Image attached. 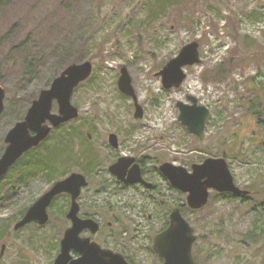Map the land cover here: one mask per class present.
I'll return each mask as SVG.
<instances>
[{
    "label": "rangeland",
    "instance_id": "rangeland-1",
    "mask_svg": "<svg viewBox=\"0 0 264 264\" xmlns=\"http://www.w3.org/2000/svg\"><path fill=\"white\" fill-rule=\"evenodd\" d=\"M193 41L200 44L201 62L186 67L180 87L164 88L156 73ZM86 60L93 72L72 96L80 115L45 140H64L63 159L53 162L62 152L55 145L45 161L52 174L31 175L30 169L40 168V145L24 162L29 173L14 166L3 180L0 252L3 244L6 251L0 264H53L54 229L15 231L20 208L50 188L53 175L88 172L91 188L98 187L90 164L107 167L121 155L146 157L150 168L170 161L189 170L209 157H226L239 186L251 195L212 192L206 206L188 212L198 235L197 261L264 264V0H10L0 6V84L6 89L0 157L7 133L40 92L68 65ZM122 66L143 106L140 118L133 97L119 88ZM189 94L210 110L202 139L179 120L177 102ZM53 111L58 112L56 103ZM111 132L119 135L118 150L108 148Z\"/></svg>",
    "mask_w": 264,
    "mask_h": 264
},
{
    "label": "water",
    "instance_id": "water-1",
    "mask_svg": "<svg viewBox=\"0 0 264 264\" xmlns=\"http://www.w3.org/2000/svg\"><path fill=\"white\" fill-rule=\"evenodd\" d=\"M199 42L193 41L180 50L179 54L169 60L167 64L156 73L162 77L164 88L172 89L180 87L187 73V66L201 62ZM93 72L91 61L72 63L58 75L51 85L43 89L38 98L34 99L24 119L18 121L9 130L6 136L7 147L0 157V178L31 148L38 146L51 133L53 128L77 118L79 108L72 102L75 89L87 80ZM119 88L122 92L133 97L135 101V117L143 116V106L139 103L135 89L132 85L131 75L126 66L121 68ZM189 102L178 101L180 109L179 120L187 126L188 130L199 138L205 135L206 120L210 110L199 105L196 96L189 94ZM6 89L0 84V115L5 110ZM58 105V112L53 111L54 104ZM110 143L117 147L118 137L116 133L109 135ZM135 160L134 157H121L110 167L112 173L122 178L126 168ZM161 171L170 180L171 184L188 193V204L194 209L206 206L210 199L211 190L218 192H231L234 195L246 196L249 190L239 187L235 183L233 172L225 157H209L202 163L192 165L190 171L182 165L164 162L160 166ZM139 173V166L131 170L132 175L127 181H135L133 175ZM88 184L86 176L79 172H73L56 181L50 189L31 205L26 214L16 224L19 229L28 223L37 222L43 224L49 219L48 207L52 199L59 194L76 190L77 196L82 187ZM96 229L97 223L92 219L76 223L74 229H68L62 241L63 251L56 259L55 264H66L68 250L71 245L70 238L82 228ZM95 227V228H94ZM195 227L185 219L180 210L175 208L171 216V225L157 239L155 248L165 258L163 264H197L193 256V245L196 240ZM81 243L84 244V241ZM6 244H3L0 259L4 255ZM88 257H84L85 261Z\"/></svg>",
    "mask_w": 264,
    "mask_h": 264
},
{
    "label": "flooded vegetation",
    "instance_id": "flooded-vegetation-1",
    "mask_svg": "<svg viewBox=\"0 0 264 264\" xmlns=\"http://www.w3.org/2000/svg\"><path fill=\"white\" fill-rule=\"evenodd\" d=\"M88 136L90 138L91 134L88 133ZM117 137L118 146L115 147L110 143L108 136V148L120 149L122 143L118 134ZM121 157L135 158L124 171L125 175L122 178L110 170V167ZM145 158L121 155L115 157L108 163L107 167L103 168H100L99 163H91V171L100 178L96 188H91L92 178L90 173L72 171L71 173L84 174L88 180V184L81 188L79 194L75 196L76 190H72L68 193L56 195L48 207L49 219L47 222L43 224L31 222L19 229H15L14 225V230L19 231L27 226L36 229L46 227L54 229L52 251L55 255L53 261V264H55L56 259L63 251L62 241L66 231L74 229L76 223H80V221L92 219L97 223L96 229L85 227L78 233V238L75 234L71 236L66 264H163L165 258L155 248L156 239L171 225V216L174 209L178 208L182 216L191 225L193 223L189 220L188 212H196L200 209L190 207L188 193L173 186L161 171L160 166L164 162L170 161H164L158 166L150 168L146 165ZM135 165L139 166V173L133 175L137 179L127 181L132 176L130 175L131 170ZM156 176H158V179ZM235 182L239 186L236 178ZM49 189L32 198V201L25 207L21 218L26 214L29 207ZM249 191L250 193L246 196H238L247 199L251 195V190ZM212 192L237 196L231 192H218L215 189L211 190V194ZM63 198L65 199L64 207L58 209ZM7 232H11L9 227H7ZM195 234L197 238L193 245V256L196 263L199 264L195 254L196 242L198 241L196 227ZM82 241H84V244L81 243ZM86 256L88 259L83 261L82 259Z\"/></svg>",
    "mask_w": 264,
    "mask_h": 264
},
{
    "label": "trees",
    "instance_id": "trees-1",
    "mask_svg": "<svg viewBox=\"0 0 264 264\" xmlns=\"http://www.w3.org/2000/svg\"><path fill=\"white\" fill-rule=\"evenodd\" d=\"M9 2H10V0H0V6H6V5H8L9 4ZM10 34V33H9ZM9 37V35L7 36V38ZM26 42V41H25ZM24 43V42H23ZM23 43H22V45H23ZM25 44V43H24ZM20 47V46H19ZM68 59V58H67ZM79 57H76L74 60H72L73 62L74 61H79ZM64 62L66 63V62H69V61H67V60H64ZM63 66V65H62ZM60 140H58V142H57V144H53V145H47V143H46V141H44L41 145H45V148H44V152H42V151H39L38 153H37V157H36V164H38L39 166H40V168L39 169H35V170H33V169H30V173H31V175H33L37 170H42L43 172H46V173H48V171H49V166L51 165V163L50 164H48V162H45V161H47V156H50L52 153H53V151H55V150H53V148L52 147H54L55 145H58L59 146V148H61V150L63 149V147H60L61 146V144L62 143H64V140H61L60 142H59ZM66 147V146H65ZM58 148V147H57ZM35 150H37V148H32L31 150H29L28 152H26V154L14 165L15 167H19L20 168V171H22V173H23V175H26L27 173H29V172H24V167L26 166V164L27 163H24L25 162V160H26V158L29 156V155H31L32 153H34L35 152ZM73 149H71L70 151H69V156H67L68 158L71 156V151H72ZM65 153L66 152H64L63 150H62V152L60 151V152H58V154H56L57 156H59V157H57V156H55L57 159H55V157H53V162H55V161H59L60 159H63V156L62 155H64L65 156ZM59 159V160H58ZM52 162V163H53ZM83 162H84V158H83ZM13 166V167H14ZM49 174V173H48ZM52 174V173H51ZM51 174H49V175H51ZM6 176H7V174H5L3 177H1L0 178V199H1V193H3L4 192V190L6 189V194H7V183H3V180H4V178H6ZM28 176H30V174L28 175ZM55 177V178H54ZM57 175H53V176H51L50 178H49V180L51 181V182H53V181H55V180H57ZM59 179V178H58ZM218 196H220V195H222V194H218V193H216ZM215 194V195H216ZM224 195V194H223ZM20 212H24L25 211V207H22V208H20V210H19ZM7 227H5L4 229H6Z\"/></svg>",
    "mask_w": 264,
    "mask_h": 264
}]
</instances>
